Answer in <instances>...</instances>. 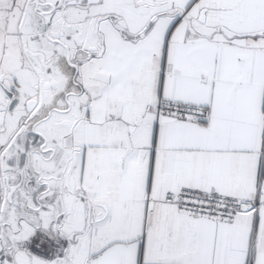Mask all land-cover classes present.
<instances>
[{"label": "snow or ice", "instance_id": "6c2138e0", "mask_svg": "<svg viewBox=\"0 0 264 264\" xmlns=\"http://www.w3.org/2000/svg\"><path fill=\"white\" fill-rule=\"evenodd\" d=\"M0 264H264V0H0Z\"/></svg>", "mask_w": 264, "mask_h": 264}]
</instances>
